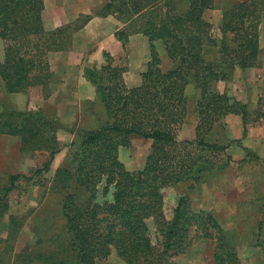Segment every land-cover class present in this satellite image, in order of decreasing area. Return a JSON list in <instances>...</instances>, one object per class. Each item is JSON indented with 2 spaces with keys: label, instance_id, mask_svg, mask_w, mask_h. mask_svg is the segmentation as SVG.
I'll return each mask as SVG.
<instances>
[{
  "label": "trees",
  "instance_id": "trees-1",
  "mask_svg": "<svg viewBox=\"0 0 264 264\" xmlns=\"http://www.w3.org/2000/svg\"><path fill=\"white\" fill-rule=\"evenodd\" d=\"M179 1L109 0L104 5V11L114 9L126 26L115 34L124 50L116 55L104 52L102 65L84 68V76L96 87L106 109V120L99 126L78 131L75 124L66 125L56 113L48 115L41 109L3 108L0 112V133L19 136L24 150L47 155L35 174L51 171L58 152V128L79 136L74 141L73 170L60 169V182L54 184L62 195L64 230L70 234L73 254L71 260L59 261L45 256L48 264H96L113 249L126 264H178L174 257L199 240L213 243L215 264H241L233 240L213 213L195 210L184 194L168 219L162 189L186 178L199 181L229 163L216 166L200 154L229 146L207 140L227 115H240L247 133L248 104L215 84L228 81L237 68L260 66L264 0H242L224 10L219 28L221 56L216 60L207 59L204 52L207 44L217 42L204 18L215 0H186L183 7ZM44 7V0H0V38L5 45L0 76L7 92L29 94L36 85L48 89L52 71L46 54L66 49L63 33L81 29L93 17L47 31ZM135 33L148 38L150 60L140 84L129 86L126 49ZM159 41L173 63L167 70L162 68ZM190 84L200 93L199 122L194 139L180 140ZM133 136L152 140L146 163L137 170L129 169L119 156L120 147L130 146ZM193 147L199 150L192 153ZM21 178L32 176H10L0 192V212L9 207L6 192Z\"/></svg>",
  "mask_w": 264,
  "mask_h": 264
},
{
  "label": "rangeland",
  "instance_id": "rangeland-1",
  "mask_svg": "<svg viewBox=\"0 0 264 264\" xmlns=\"http://www.w3.org/2000/svg\"><path fill=\"white\" fill-rule=\"evenodd\" d=\"M46 1L50 11L48 18L53 17L55 5L66 6L60 19L71 17L69 16L72 15L71 12H78L79 16L70 23H75L77 20L82 21L88 15L96 16V12L104 11V5L109 2V0H94L91 4H85L78 0ZM239 1L242 0H215V6L204 12L205 20L212 25L211 33L214 34L212 40H217L216 44L211 43L205 46L204 52L207 59L216 60L221 56L219 28L223 12ZM179 2L181 7L187 4L186 0ZM71 4H83L84 6L72 9ZM112 10L114 9L106 10L104 15L97 16L115 19L117 23L115 29L126 26ZM62 26H66V24ZM100 27L106 29L105 24H100ZM52 30L55 29L47 31ZM74 32L76 31L63 33L66 49H71L73 44H76ZM135 34L134 42L131 45L128 43L129 46L126 49L128 65L125 80L131 86L141 82L139 79L147 67L144 55H142V47L148 46V38L142 33ZM0 43L4 57L5 45L1 38ZM88 47L90 48L89 53L96 52L97 41L91 42ZM157 48L161 54L162 68L167 70L173 67V63L165 51V46L158 42ZM58 56L54 55V60H58ZM81 57L82 62L79 66L84 65V62L90 59L87 53ZM103 57L102 53L100 61L92 64L93 60L87 64L89 67L100 66L103 64ZM259 62L260 66L247 70L237 68L228 81H218L215 84L218 90H226L230 95L243 102L245 100L250 112L246 134H244L240 115L226 116L221 122L222 124L217 123L214 126L207 136V140L229 144V146L223 150L209 149L200 153L203 159L212 161L216 166H220L222 163L226 164L228 161L229 163L211 173L204 174L199 181L186 178L162 189L164 212L168 219L173 217L178 199L184 194L187 195L195 210L213 213L233 240L241 264H264V116L260 115L261 111L264 112V68L262 69L264 66V13L260 23ZM56 79H60V76L58 75ZM3 88L1 85L0 112L3 108L41 109L48 115L56 113L66 125L75 124V129L78 131L91 130L105 122L107 117L98 93L93 95L95 98L90 103L93 115L81 116L82 120L79 121H68L65 118L75 117V106H65L64 103L60 105L59 103L63 99L61 93H59V98L49 99L51 95L47 96V94L50 91L52 94V88L43 90L36 85L30 89L29 94L16 92L14 95L6 94ZM187 94L188 111L179 133L180 140L194 139L199 122L196 103L200 93L194 85L190 84ZM86 105L88 104H85L84 107ZM59 106L63 110L61 116L59 115ZM84 107L80 105V110H85ZM57 137L58 152L51 164V171L35 174V169L42 166L47 160V155L40 151L33 153L24 150L19 136L0 133V192L9 184L10 176L13 174L22 173L32 176L30 180L21 178L15 183V187L6 192L5 200L9 207L0 212V264H48L45 261V256L58 261L71 260L73 254L71 237L64 230V217L61 212L62 195L57 189H54V184L60 182L57 180V173L60 169L73 170L76 148L74 141L77 142L79 136L67 129L58 128ZM151 150L152 140L133 136L130 146L120 147L119 156L129 169L137 170L145 165ZM190 150L192 153H196L199 148L193 147ZM213 250L211 241L199 240L174 259L178 264H215ZM41 254L44 256L42 257ZM67 256H70L69 259ZM96 264L126 263L113 249L110 256L99 260Z\"/></svg>",
  "mask_w": 264,
  "mask_h": 264
},
{
  "label": "crops",
  "instance_id": "crops-1",
  "mask_svg": "<svg viewBox=\"0 0 264 264\" xmlns=\"http://www.w3.org/2000/svg\"><path fill=\"white\" fill-rule=\"evenodd\" d=\"M83 1L85 4H91L94 0H78ZM47 1L44 0V10L42 11L43 23L46 30L56 29L64 24H68L76 19L79 16L78 12L70 13L71 17L62 18V13L66 6L55 5L54 15L52 18H48L49 16V6H47ZM83 4H71L70 7L72 9L83 8ZM60 19V20H59ZM100 24H105L106 29H102ZM117 23L115 19L108 18L104 16H94L88 21L84 27L74 32V39L76 44H73L71 49H63L60 51H49L46 54V57L51 65L52 78L50 80L49 87L52 88V94L49 99L58 97L59 93L63 97L62 101H60V105L64 103L65 106H75V117L65 118L68 121L82 120L81 116H89L94 113L90 110L91 108V100H94V96L97 91L96 87L84 76V68L85 66H89L87 62L93 61L94 64L96 61H100L102 57V53L104 56V52H110L113 55L119 54L124 50L122 42L116 37V28ZM136 34L130 37L129 44L131 45L134 41V37ZM74 41V42H75ZM97 41L98 48L96 52L89 53L90 48L88 45L91 42ZM146 41V40H145ZM160 42V41H159ZM158 42H156L157 44ZM146 44V43H145ZM144 44V45H145ZM148 46L142 47V55H144V61L148 64L150 60V49H149V41L147 39ZM129 45L127 44V47ZM106 49V50H103ZM87 53V56L90 57L89 60L84 62V65L79 64L82 62V57ZM160 53V52H159ZM54 55H59L58 60H54ZM161 56V54H160ZM104 58V57H103ZM3 60V51L2 45L0 43V62ZM105 60V58H104ZM104 63V61H103ZM264 66L262 67V69ZM237 71V70H236ZM60 76V79H56L57 76ZM141 81V79H139ZM140 82L135 83L132 86L139 85ZM3 85L4 92L10 95L16 94L7 92L2 78L0 76V86ZM129 85V84H128ZM131 86V85H129ZM96 91V92H95ZM239 99V98H238ZM101 101V100H100ZM244 102H246L244 100ZM103 103V102H102ZM85 104H88L84 107ZM80 105L84 107L85 110H80ZM100 105V103H98ZM100 107V106H99ZM103 107L104 104H103ZM59 115L61 116L63 110L61 106H59ZM106 112V109H104ZM107 115V113H106ZM231 115V114H229ZM227 115V116H229ZM64 116V115H63ZM242 119V118H241Z\"/></svg>",
  "mask_w": 264,
  "mask_h": 264
}]
</instances>
